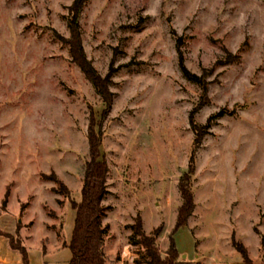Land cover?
Here are the masks:
<instances>
[{"label":"rangeland","instance_id":"obj_1","mask_svg":"<svg viewBox=\"0 0 264 264\" xmlns=\"http://www.w3.org/2000/svg\"><path fill=\"white\" fill-rule=\"evenodd\" d=\"M72 2L0 0L3 231L16 236L21 222L32 264L45 253L54 264H69L70 249L61 250L76 211L41 172L54 171L79 201L94 121L109 165L106 264H148L144 248L130 242L139 213L148 228L167 224L157 239L165 255L196 136L189 115L204 96L182 71V54L207 83L195 121L204 125L226 112L212 120L196 151V208L174 234L180 260L208 246L212 258L202 264H244L235 233L253 263L264 264V0H87L79 16L82 45L103 78L112 73L107 110L64 40ZM8 242L0 235V252L11 249Z\"/></svg>","mask_w":264,"mask_h":264},{"label":"trees","instance_id":"obj_2","mask_svg":"<svg viewBox=\"0 0 264 264\" xmlns=\"http://www.w3.org/2000/svg\"><path fill=\"white\" fill-rule=\"evenodd\" d=\"M86 1L87 0H73L70 5L68 19L70 36L64 38V40L69 44V53L72 60L82 69L85 75L93 82L95 87L98 88L106 104L107 110L112 103V99L106 93L107 83L110 81L112 73H108L106 77L103 78L87 58L82 45L79 16ZM180 66L189 79L202 86L204 96L203 101H200L189 115L190 125L196 136L193 142V149L189 155L187 170L183 172L179 179V191L182 197V203L178 208L176 222L169 233V247L165 255H163L157 243L158 236L162 233L164 228L163 224L154 227L150 233H147L144 229L143 217L139 213L136 215L134 223L130 225L133 230L130 235V242L140 244L144 248L149 258L148 264H178L181 262L174 234L180 227L188 225L189 218L196 208L192 183L196 172V151L200 146L207 129L210 127L212 120L222 117L226 112L225 109H223L212 114L208 118L206 124H198L195 121L194 115L204 103V98H206L207 93V83L203 81L202 77L193 74L188 70L182 54H180ZM88 140L90 158L86 162L84 184L81 190V199L79 201H76L71 197V189L54 171L50 174L41 172L42 179L54 180L57 182V185L53 187V190L67 195L71 199L72 207L76 210L72 236L70 242L67 244L71 251L69 264H106L104 251L105 228L103 225V217L108 206L104 204L103 199L109 192L107 185L109 165L101 148V132L96 131L94 121L91 122L89 126ZM9 196L10 189L7 187L2 201L3 210H7ZM25 206L26 203L23 202L22 211ZM21 226V222H17L15 236L12 233L3 231L0 225V235L7 237L10 247L20 252L23 264H31L28 249L21 241L19 235ZM256 232L260 234L258 229H256ZM232 244L241 254L244 264H254L253 259L249 255L247 246L242 240L236 238L235 233L232 234ZM262 251L264 258V236H262Z\"/></svg>","mask_w":264,"mask_h":264},{"label":"crops","instance_id":"obj_3","mask_svg":"<svg viewBox=\"0 0 264 264\" xmlns=\"http://www.w3.org/2000/svg\"><path fill=\"white\" fill-rule=\"evenodd\" d=\"M176 215H177V213H176ZM142 217H143L144 229H145V231L147 233H149L153 229V226L151 228H148L147 220H146L145 215H143ZM73 219L75 221V216H74ZM159 222H161V219H159L154 226H156ZM72 223L74 224V222H72ZM189 223H190V219H189ZM166 227H167V224H166V226L164 228L163 234L166 233ZM71 236L72 235L70 234L67 242L65 243V245H63V248L61 250L62 253H66L67 254V252H68L67 250L69 248L67 246V244L70 242ZM8 245H9V242H8ZM168 247H169V245L164 244V246L162 248L166 251L168 249ZM199 247H200V244H199ZM203 248L204 249H202V250H200V248H198L199 250L196 251V253L194 254V257L191 260H188V262L186 261V258L184 257L181 260V262L178 263V264H184V263H189V264L190 263H192V264H197L198 263V264H202V263H204L203 260H206L209 257L212 258V253H211L210 248L208 246H205ZM15 251H18V250H15L13 248L8 249L7 247L3 246V252H0V264H23L22 256H19V254L17 252H15ZM55 259H56V257L50 256V254H48V253L46 254L45 253L44 255H42V260L43 261L41 262V264H51V263L54 264L55 261L52 262V260H55ZM70 259H71V257L68 256V263H69ZM31 261L32 260L30 259V263L32 264Z\"/></svg>","mask_w":264,"mask_h":264}]
</instances>
